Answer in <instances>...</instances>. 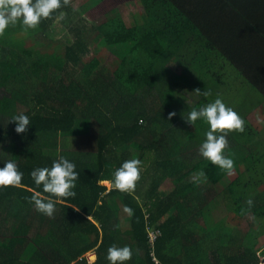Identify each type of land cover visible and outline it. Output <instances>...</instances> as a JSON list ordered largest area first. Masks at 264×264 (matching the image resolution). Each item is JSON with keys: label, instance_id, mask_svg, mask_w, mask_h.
Masks as SVG:
<instances>
[{"label": "trees", "instance_id": "trees-1", "mask_svg": "<svg viewBox=\"0 0 264 264\" xmlns=\"http://www.w3.org/2000/svg\"><path fill=\"white\" fill-rule=\"evenodd\" d=\"M74 1L0 34V167L14 160L23 173L18 186H0V264H109L113 244L131 246L124 264H260L257 238L239 227L255 217L251 231L264 232V0ZM120 5L144 12L129 25L114 14ZM61 12L66 36L56 39ZM109 53L113 68L100 56ZM180 85L210 95L190 104ZM217 95L244 120L243 131L218 132L231 172L200 155L207 124L184 119ZM21 111L30 124L16 133L9 119ZM60 155L76 165V194L46 216L27 199L43 191L29 173ZM134 157L135 188L107 189ZM233 172L229 211L217 190ZM125 205L133 214L123 226Z\"/></svg>", "mask_w": 264, "mask_h": 264}, {"label": "clouds", "instance_id": "clouds-1", "mask_svg": "<svg viewBox=\"0 0 264 264\" xmlns=\"http://www.w3.org/2000/svg\"><path fill=\"white\" fill-rule=\"evenodd\" d=\"M67 3L68 0H63ZM61 7V0H0V34H2L9 25H14L18 21L25 28H34L42 18L49 17L52 10ZM63 17V12L59 13L58 19ZM198 95L205 97L210 95L207 90H194ZM176 113L169 112V117ZM184 119L194 124L198 119L207 124V130L204 133L205 139L200 143L199 153L213 164L221 169L231 172L234 161L229 155H225L223 149L228 145L227 135L218 134L223 130L243 131L244 120L230 106L226 105L224 100L217 97L199 107H192ZM9 121L15 122L14 131L23 133L27 131L30 124L29 116L25 112L13 114ZM141 161L139 158L123 160L119 167L112 172L111 187L119 191H130L135 188V182L139 178ZM75 163L67 157L60 155L53 159L51 166L35 167L29 173L35 185L42 188L41 191H33L30 197H27L38 212L46 216H52L56 207V202L62 197L75 196L73 190L79 173L75 170ZM203 175V172L199 173ZM23 173L18 169L14 160L3 162L0 167V186H18L21 183ZM108 183V181H105ZM44 193L49 195L45 196ZM102 201H97V204ZM251 204V200L248 201ZM124 212L129 216L133 214L130 206H124ZM133 251L131 246L110 245L107 248L106 259L109 264H124L132 258Z\"/></svg>", "mask_w": 264, "mask_h": 264}, {"label": "rangeland", "instance_id": "rangeland-1", "mask_svg": "<svg viewBox=\"0 0 264 264\" xmlns=\"http://www.w3.org/2000/svg\"><path fill=\"white\" fill-rule=\"evenodd\" d=\"M80 4H81V0H76V1H74L72 3V5L74 7H78ZM136 11L144 12V8L143 7H138V8L135 9V8L130 7L128 5H120L118 7L117 11L114 14L115 15H120L126 21V23L130 25V24H133V22H134V13ZM102 20H104V18H102ZM102 20H100V21H102ZM100 21H97V23H100ZM65 30H66V27H65L64 23L62 22L61 18L60 19L57 18L55 20L54 25L52 26V30L50 32V35L55 37L56 39L64 38L66 36ZM95 47H96V45L92 46L93 51H94ZM100 56H103V58H105V60H106L105 64H107L110 68L114 67L113 64L110 65V63L114 59L113 53L100 54ZM180 87H181L180 92L184 93V96H187L188 103L194 104V103H196L199 100L200 97L198 96V94L194 93L191 90H187L184 86L182 87V85H180ZM1 90L2 89L0 88V94L2 93ZM249 119H250L251 122H254L255 120H257V112L251 113L250 116H249ZM59 152H60V154L63 152L61 147L59 148ZM83 152H85V151H83ZM201 172L202 171H197L196 173H194L191 176V178L197 180V182H199L201 185H203L205 183V174L203 173V175H199V173H201ZM235 175H236V172H233L232 174H230L224 180V183L218 185V190H217L218 194H220L226 201L228 200V202L230 203L229 204V208L227 206V208H228L227 210H229V211H232V207L234 206V203H233V201L231 199H228L229 198L228 185L231 182V179L233 177H235ZM103 184L107 186V189L113 188V187H111V183L110 182H108V183L103 182ZM115 199L120 201L118 196ZM123 209H124V207L121 206L118 214H119V219L122 221L123 226H126V221H127V218H128V214L126 212H124ZM227 217H228V215H227ZM252 221H253V224H255L253 226L250 225V223ZM199 222H200L201 225H203L205 223L201 218L199 219ZM258 222H260V220H258ZM232 223L235 225V222H232ZM256 223H257V220H256L255 217H252V219L251 218L248 219L246 217V218H244V220L241 221L240 227L239 226L238 227L241 229L242 235H244L248 231L254 233L253 235H255V237L257 238L256 249H257V253L259 254V257H260V263L264 264V232L263 233H256L255 230L251 231V226L253 228H257V226H259L258 223L257 224ZM3 233L4 234L5 233L6 234H10L11 233V229H8L7 231L4 230ZM87 255L90 256L89 257L90 259L94 260L95 256L92 253V251L88 252Z\"/></svg>", "mask_w": 264, "mask_h": 264}, {"label": "built area", "instance_id": "built-area-1", "mask_svg": "<svg viewBox=\"0 0 264 264\" xmlns=\"http://www.w3.org/2000/svg\"><path fill=\"white\" fill-rule=\"evenodd\" d=\"M155 237H156V232L154 231V230H150V238L152 239V240H154L155 239ZM261 264V263H260Z\"/></svg>", "mask_w": 264, "mask_h": 264}, {"label": "crops", "instance_id": "crops-1", "mask_svg": "<svg viewBox=\"0 0 264 264\" xmlns=\"http://www.w3.org/2000/svg\"><path fill=\"white\" fill-rule=\"evenodd\" d=\"M105 181H108V180H105ZM93 254H94V256L96 255L94 252H92ZM90 257V256H89ZM96 257V256H95ZM95 257H94V259H95Z\"/></svg>", "mask_w": 264, "mask_h": 264}]
</instances>
